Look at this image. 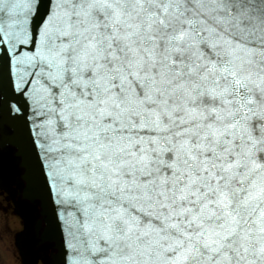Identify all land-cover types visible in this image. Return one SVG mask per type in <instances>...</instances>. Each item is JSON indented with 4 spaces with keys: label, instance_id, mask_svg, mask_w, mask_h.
<instances>
[{
    "label": "snow or ice",
    "instance_id": "snow-or-ice-1",
    "mask_svg": "<svg viewBox=\"0 0 264 264\" xmlns=\"http://www.w3.org/2000/svg\"><path fill=\"white\" fill-rule=\"evenodd\" d=\"M44 264H264V0H0V180Z\"/></svg>",
    "mask_w": 264,
    "mask_h": 264
},
{
    "label": "flooded vegetation",
    "instance_id": "flooded-vegetation-1",
    "mask_svg": "<svg viewBox=\"0 0 264 264\" xmlns=\"http://www.w3.org/2000/svg\"><path fill=\"white\" fill-rule=\"evenodd\" d=\"M0 181V264H43L32 246L21 241L24 223L16 211L15 193L11 191L12 199L6 187L1 185L12 180L5 178Z\"/></svg>",
    "mask_w": 264,
    "mask_h": 264
},
{
    "label": "water",
    "instance_id": "water-1",
    "mask_svg": "<svg viewBox=\"0 0 264 264\" xmlns=\"http://www.w3.org/2000/svg\"><path fill=\"white\" fill-rule=\"evenodd\" d=\"M8 188H12L16 191L17 197L20 202L26 206V213H24L25 222V231L22 234V242L27 246L31 247L33 252L38 254L42 257V254L45 253V242L43 238L38 233L36 226H35V216H34V209L26 199L24 192L21 188H19L16 183L14 182Z\"/></svg>",
    "mask_w": 264,
    "mask_h": 264
}]
</instances>
